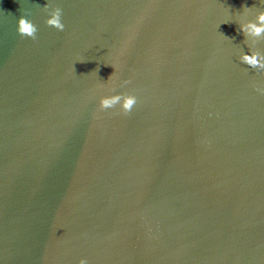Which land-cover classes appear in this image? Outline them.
I'll use <instances>...</instances> for the list:
<instances>
[{"label": "water", "instance_id": "95a60500", "mask_svg": "<svg viewBox=\"0 0 264 264\" xmlns=\"http://www.w3.org/2000/svg\"><path fill=\"white\" fill-rule=\"evenodd\" d=\"M252 6L0 0V264H264V72L235 24ZM112 73L126 114L99 109Z\"/></svg>", "mask_w": 264, "mask_h": 264}, {"label": "clouds", "instance_id": "9594fccd", "mask_svg": "<svg viewBox=\"0 0 264 264\" xmlns=\"http://www.w3.org/2000/svg\"><path fill=\"white\" fill-rule=\"evenodd\" d=\"M260 5H264V0H259ZM42 10L46 13L45 23L59 31H63L65 28L62 22V9L56 3L45 4ZM242 12L239 13V20L235 21L238 25V31L243 35V40L247 47V50L240 48L238 50L239 61L247 65L249 68L256 70L257 72H264V51L259 50L256 44L259 40L264 39V8L256 10L252 7H243ZM254 18H248L253 15ZM37 31L36 25L24 16H20L17 20V32L21 36L33 37ZM108 82L109 90L113 93L110 95H103L99 99V109H110L116 105H119L120 110L123 113H128L132 110L133 106L137 102V97L132 94H124L115 92L114 89L117 86L113 77V73L106 80ZM124 83H127L125 81ZM260 92H264V87L257 89ZM78 264H89L88 259L82 257Z\"/></svg>", "mask_w": 264, "mask_h": 264}]
</instances>
